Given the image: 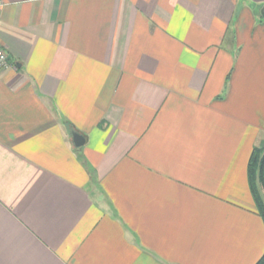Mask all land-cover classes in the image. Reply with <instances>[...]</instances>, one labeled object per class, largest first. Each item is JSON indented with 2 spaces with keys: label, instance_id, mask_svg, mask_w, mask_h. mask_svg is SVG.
<instances>
[{
  "label": "crops",
  "instance_id": "1",
  "mask_svg": "<svg viewBox=\"0 0 264 264\" xmlns=\"http://www.w3.org/2000/svg\"><path fill=\"white\" fill-rule=\"evenodd\" d=\"M0 3V264H255L264 0Z\"/></svg>",
  "mask_w": 264,
  "mask_h": 264
},
{
  "label": "trees",
  "instance_id": "2",
  "mask_svg": "<svg viewBox=\"0 0 264 264\" xmlns=\"http://www.w3.org/2000/svg\"><path fill=\"white\" fill-rule=\"evenodd\" d=\"M249 192L264 225V145L255 147L247 165ZM255 264H264V252Z\"/></svg>",
  "mask_w": 264,
  "mask_h": 264
},
{
  "label": "water",
  "instance_id": "3",
  "mask_svg": "<svg viewBox=\"0 0 264 264\" xmlns=\"http://www.w3.org/2000/svg\"><path fill=\"white\" fill-rule=\"evenodd\" d=\"M260 14L264 18V7H262ZM72 142H73V146L75 148H79V147L83 146L84 138L81 135H79L78 133L73 132L72 133Z\"/></svg>",
  "mask_w": 264,
  "mask_h": 264
},
{
  "label": "built area",
  "instance_id": "4",
  "mask_svg": "<svg viewBox=\"0 0 264 264\" xmlns=\"http://www.w3.org/2000/svg\"><path fill=\"white\" fill-rule=\"evenodd\" d=\"M1 7V3H0ZM8 66V57L6 52L0 48V68H6Z\"/></svg>",
  "mask_w": 264,
  "mask_h": 264
}]
</instances>
